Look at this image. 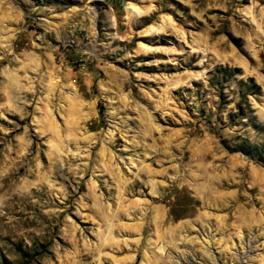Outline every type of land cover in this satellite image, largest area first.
Returning <instances> with one entry per match:
<instances>
[{
    "label": "rangeland",
    "instance_id": "1",
    "mask_svg": "<svg viewBox=\"0 0 264 264\" xmlns=\"http://www.w3.org/2000/svg\"><path fill=\"white\" fill-rule=\"evenodd\" d=\"M0 264H264V0H0Z\"/></svg>",
    "mask_w": 264,
    "mask_h": 264
},
{
    "label": "bare ground",
    "instance_id": "2",
    "mask_svg": "<svg viewBox=\"0 0 264 264\" xmlns=\"http://www.w3.org/2000/svg\"><path fill=\"white\" fill-rule=\"evenodd\" d=\"M210 256V255H209ZM212 258V257H211Z\"/></svg>",
    "mask_w": 264,
    "mask_h": 264
}]
</instances>
